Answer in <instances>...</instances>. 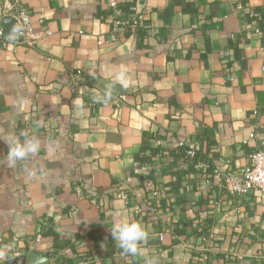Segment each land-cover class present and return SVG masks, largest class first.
I'll return each mask as SVG.
<instances>
[{
	"label": "crops",
	"instance_id": "crops-1",
	"mask_svg": "<svg viewBox=\"0 0 264 264\" xmlns=\"http://www.w3.org/2000/svg\"><path fill=\"white\" fill-rule=\"evenodd\" d=\"M110 1L136 8L138 29L112 38ZM0 8L22 9L43 35L0 45V264L29 253L47 264H264L259 194L237 198L218 182L264 150V37L254 33L264 0L241 10L237 0ZM17 136L40 148L9 168L6 142ZM120 218L148 233L134 256L109 231Z\"/></svg>",
	"mask_w": 264,
	"mask_h": 264
},
{
	"label": "built area",
	"instance_id": "built-area-1",
	"mask_svg": "<svg viewBox=\"0 0 264 264\" xmlns=\"http://www.w3.org/2000/svg\"><path fill=\"white\" fill-rule=\"evenodd\" d=\"M237 9H242V0H237ZM109 12L112 19V38L123 31H134L138 29L139 23L142 19L141 14L136 8L132 7L125 10L115 1L109 2ZM7 16L8 18L13 19L15 25L18 27V40L21 44L30 45L31 42L43 36L36 35L32 32L29 17L22 9L15 10L10 15H6L5 11L0 8V45L4 44V32L1 22ZM254 33L258 37H264V29H255ZM71 75L72 78H74L75 84V82L80 79V72H72ZM74 88L75 91H78V84H75ZM82 88L83 91L86 90L84 86H82ZM262 113L264 114V105L262 107ZM254 136L255 135L252 134L250 135V138H253ZM155 146L159 147L160 142L156 141ZM176 147L183 151L187 160H194L196 153L192 146L180 142ZM218 182H220V184L222 183L226 190L232 196L237 198H243L251 191L257 192L259 194L260 202L264 207V150H256L252 152L248 157V164L238 173L237 176H224L219 178ZM152 196L155 197L156 193L153 192ZM121 197L124 198L125 196L122 195ZM36 242L38 241L36 240Z\"/></svg>",
	"mask_w": 264,
	"mask_h": 264
},
{
	"label": "clouds",
	"instance_id": "clouds-1",
	"mask_svg": "<svg viewBox=\"0 0 264 264\" xmlns=\"http://www.w3.org/2000/svg\"><path fill=\"white\" fill-rule=\"evenodd\" d=\"M115 78L120 83H126V76L123 70L115 72ZM114 87V84H109L108 88ZM108 93L103 97H93L94 100L106 102ZM8 145L7 165L9 168L15 167L18 161H23L31 155H35L40 148V141L38 139L25 138L20 139L19 136L13 137L11 141L6 142ZM115 245L121 249L126 255H136L139 251V245L145 242L148 238V233L144 226L131 219L120 218L115 220L109 229ZM4 254L0 252V257ZM146 264H155L154 260L146 261Z\"/></svg>",
	"mask_w": 264,
	"mask_h": 264
},
{
	"label": "water",
	"instance_id": "water-1",
	"mask_svg": "<svg viewBox=\"0 0 264 264\" xmlns=\"http://www.w3.org/2000/svg\"><path fill=\"white\" fill-rule=\"evenodd\" d=\"M2 27L6 29L3 38L8 41H16L18 36V27L11 18H5L1 22ZM8 31V32H7ZM49 255L39 257L35 253H29L27 256H21L9 262V264H47Z\"/></svg>",
	"mask_w": 264,
	"mask_h": 264
}]
</instances>
